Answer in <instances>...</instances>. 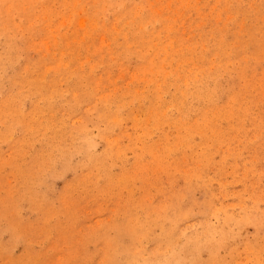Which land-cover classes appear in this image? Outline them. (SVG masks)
I'll return each mask as SVG.
<instances>
[{"label": "rangeland", "instance_id": "obj_1", "mask_svg": "<svg viewBox=\"0 0 264 264\" xmlns=\"http://www.w3.org/2000/svg\"><path fill=\"white\" fill-rule=\"evenodd\" d=\"M0 264H264V0H0Z\"/></svg>", "mask_w": 264, "mask_h": 264}]
</instances>
